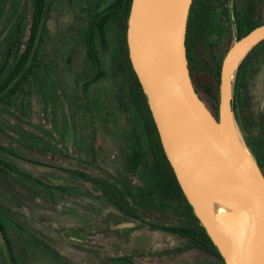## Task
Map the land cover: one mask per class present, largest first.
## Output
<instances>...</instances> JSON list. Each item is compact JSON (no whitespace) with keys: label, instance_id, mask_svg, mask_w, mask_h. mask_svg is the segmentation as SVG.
<instances>
[{"label":"rangeland","instance_id":"obj_1","mask_svg":"<svg viewBox=\"0 0 264 264\" xmlns=\"http://www.w3.org/2000/svg\"><path fill=\"white\" fill-rule=\"evenodd\" d=\"M96 1L49 0L40 48L45 65L0 106V160L35 180L0 169L1 221L14 259L17 264H207L206 253L177 252L183 239L149 226H178L182 214L135 205L116 181L122 174L148 190L157 177L110 46L104 48L96 34L98 61L88 56L84 36L110 2L95 7ZM217 1L216 31L229 38L223 0ZM0 5L1 64L17 19L27 38L32 0ZM241 5L248 17L264 21V0H241ZM112 37L107 27L109 45ZM218 38L207 32L194 46L214 67L229 43ZM13 63L11 57L8 69ZM247 72L239 99L248 98V111L258 115L264 113V52L252 56ZM132 149L139 152L135 168L129 165ZM7 255L0 235V264H11Z\"/></svg>","mask_w":264,"mask_h":264},{"label":"water","instance_id":"obj_2","mask_svg":"<svg viewBox=\"0 0 264 264\" xmlns=\"http://www.w3.org/2000/svg\"><path fill=\"white\" fill-rule=\"evenodd\" d=\"M192 0H131L125 42L163 153L224 264H264V175L234 114L238 69L264 40V22L222 57L215 117L189 76L185 37Z\"/></svg>","mask_w":264,"mask_h":264},{"label":"trees","instance_id":"obj_3","mask_svg":"<svg viewBox=\"0 0 264 264\" xmlns=\"http://www.w3.org/2000/svg\"><path fill=\"white\" fill-rule=\"evenodd\" d=\"M102 1L103 0H97L95 2V7H98ZM130 2L131 0H110L105 9L99 13L93 29L91 28L92 31L89 29L90 32L84 36L88 56L94 63L98 61L94 38L96 34L99 35L100 42L104 48H108L110 46L109 48L112 51V59L116 70L118 71V74L124 78L128 87L130 105L134 108L142 121L145 138L151 155V160L154 165L155 176L157 177L154 186L148 190L132 185L122 174H120L116 181L123 189L126 196H128L135 205H149L159 210H169V208H171L172 211L183 215L184 221L178 226L168 227L149 224L151 227L173 233L183 239L185 242L178 250H176L177 252L196 249L206 253L210 257L215 258L221 264H224L216 248L212 244L205 230L199 224L190 205L182 194L173 171L163 153L144 95L131 69L125 42V31ZM91 3L92 1L89 2L88 5ZM49 6V0H32L31 23L28 28V35L25 41L23 40L24 30L22 22L17 19L13 23V31H11L8 39L10 44L8 45L4 59L0 64V106L8 104L11 99H13V96H15L17 92L28 83L29 77L33 71L40 67V65H45L40 60V48L44 42L43 34L45 32ZM193 7L194 6L191 5L189 9L185 37L189 76L195 91L198 93L210 112L216 117L220 65L218 64L215 67L212 66L207 60H202L199 56H197L194 51V46L199 41L198 34H205V31L208 29V21L205 16L199 15ZM83 10L85 11L86 9L83 8L82 11ZM1 11L0 5V14ZM254 26H256V24L254 25L253 23L248 22L246 28L241 31L237 38L246 34ZM107 27H110L113 32L110 45L107 43L106 39ZM228 47L223 49L220 61L222 60V57ZM258 50L264 51V40L255 46L241 63L236 75L235 92L236 88L238 89V87L242 88L244 86L242 80L240 84L238 80L243 78L242 68L246 63L247 58H249L250 55L253 56ZM11 57L14 59V63L8 69V61ZM236 121L239 129L243 128L247 131V134L252 141H260L261 138L254 134V118L251 115L245 116L243 113V107H240L239 117H237ZM248 122L250 124L249 130L246 128V123ZM262 147V149L259 148L261 152L258 150V154L260 157L262 155V159H264V145ZM138 163L139 152L137 149H132L129 157V165L132 168H135ZM257 163L261 169L262 165H260L259 161H257ZM0 169L5 171V173L10 172L25 179L35 181L24 172L9 165L3 160H0ZM157 195L160 197V200L157 198ZM2 212L3 209L0 205L1 241L3 246L6 248L8 254L7 256L11 264H17L11 251L8 233L4 229L1 221ZM135 219L138 218L135 217ZM133 229H135V226H133Z\"/></svg>","mask_w":264,"mask_h":264},{"label":"flooded vegetation","instance_id":"obj_4","mask_svg":"<svg viewBox=\"0 0 264 264\" xmlns=\"http://www.w3.org/2000/svg\"><path fill=\"white\" fill-rule=\"evenodd\" d=\"M219 1H221V0H219ZM217 3H218L217 0H192L191 5L194 6L193 8L195 9V11H197V13L199 15L205 16L207 18L208 29L205 31V34L207 32L208 33L211 32V34H213V36L216 35L217 37L220 38V40L229 39V43L226 44V46H224L223 49L227 48L230 45V43L240 35L241 31L246 28L248 22L253 23L254 25L262 23V22L256 21L255 18H251V17L247 16L246 7L244 9L242 8L241 0H223L222 8L224 10L226 20L229 24L231 33H230L229 38H226L225 36L219 35V34H217L219 32L216 31V24L218 23V15H219ZM198 35L200 37L201 35H204V33H199ZM263 52L264 51H262V50H258L255 54H260ZM251 56L252 55H250V57L247 58V61L242 68L243 78H240L238 80L239 84L241 83V80H242V83H244L245 87H246L245 81H246V77H247L246 75L248 73L247 70L249 67V62L252 59ZM240 91H241V88L238 87V89L236 88V92H234V105H233L234 114H235V117L237 119V117H239L240 107H243V113L245 114V116L251 115L254 118V121H255L254 132L256 133L257 136H259L261 138L259 141L261 143H259L258 141H252L251 138L249 137V135L247 134V131H245L243 128H240V132L242 134V137H243L245 144H247V147L249 148L251 153H253L255 159L256 160L258 159L257 161H259L260 165H262L261 171L264 175V168H263L264 159H262V155L260 157L258 154V150L260 151L259 148L262 149L263 148L262 146L264 145V113H259L258 115H256V114H253L252 112H249L248 111L249 103L247 101L248 98L246 101L240 100L239 99V92ZM246 128H247V130L250 129L249 122L246 123ZM250 143H252V144H250ZM255 153H256V155H255ZM263 157H264V155H263Z\"/></svg>","mask_w":264,"mask_h":264},{"label":"crops","instance_id":"obj_5","mask_svg":"<svg viewBox=\"0 0 264 264\" xmlns=\"http://www.w3.org/2000/svg\"><path fill=\"white\" fill-rule=\"evenodd\" d=\"M210 257V256H209ZM207 264H221L218 260H216L213 257L210 258H204Z\"/></svg>","mask_w":264,"mask_h":264}]
</instances>
